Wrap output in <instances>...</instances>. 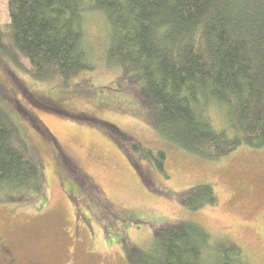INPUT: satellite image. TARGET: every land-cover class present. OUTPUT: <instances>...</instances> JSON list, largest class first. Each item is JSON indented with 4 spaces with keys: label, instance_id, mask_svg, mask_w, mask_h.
Segmentation results:
<instances>
[{
    "label": "trees",
    "instance_id": "16d2710c",
    "mask_svg": "<svg viewBox=\"0 0 264 264\" xmlns=\"http://www.w3.org/2000/svg\"><path fill=\"white\" fill-rule=\"evenodd\" d=\"M5 11L0 52L34 79L68 86L98 64L116 68L168 144L207 159L264 148V0H6ZM93 13L106 27L97 59L87 42ZM212 104L226 109L227 127L213 125ZM144 153L164 172L162 148ZM41 167L0 105V202L41 199ZM217 201L210 183L178 193L189 211ZM151 238L126 248L129 264H251L240 245L190 218L157 226Z\"/></svg>",
    "mask_w": 264,
    "mask_h": 264
},
{
    "label": "rangeland",
    "instance_id": "374dc122",
    "mask_svg": "<svg viewBox=\"0 0 264 264\" xmlns=\"http://www.w3.org/2000/svg\"><path fill=\"white\" fill-rule=\"evenodd\" d=\"M5 3L0 0L1 20ZM88 18L87 42L97 59L105 19L97 13ZM20 63L0 52V105L40 162L45 192L34 204L0 202V239L15 260L129 264L128 246L143 247L157 226L190 218L215 238L240 245L251 264H264V148L242 145L219 158H201L155 131L137 94L119 86L116 68L98 64L67 86L34 79ZM211 108L213 125L227 127L226 109ZM149 148L163 149L164 172L144 153ZM204 183L213 185L216 205L195 211L180 205L179 192ZM63 186L75 197L80 192L78 208ZM75 224L84 228L79 237H73Z\"/></svg>",
    "mask_w": 264,
    "mask_h": 264
},
{
    "label": "flooded vegetation",
    "instance_id": "af4514ba",
    "mask_svg": "<svg viewBox=\"0 0 264 264\" xmlns=\"http://www.w3.org/2000/svg\"><path fill=\"white\" fill-rule=\"evenodd\" d=\"M83 178H81L83 181H86L85 179H84V176H82ZM79 178H80V176H79ZM90 180V179H89ZM88 179H87V183H92L91 182V180L89 181ZM85 184H86V182H85ZM93 184V183H92ZM65 185V184H64ZM63 191H64V193L65 194H67V197H68V199L71 201V202H73L75 205H76V207L80 204L81 205V203H82V201H83V199H81L79 196H80V192L78 191V194H77V197H75V195H74V193H73V191H71V190H68V189H65V186H63ZM85 206H86V204H85ZM73 207H74V209L76 210V207L73 205ZM78 208V207H77ZM77 215V214H76ZM85 219V218H84ZM90 226V225H89ZM74 233H73V237H74V235H76L77 234V236L79 237L80 236V234H82V232H83V229L84 228H82V229H79V226H77V224H75V227H74ZM85 229H87V228H85ZM90 229V228H89ZM88 230V229H87ZM89 231V230H88ZM91 231V230H90ZM74 245H76V246H74V248L71 250V252L72 253H75L76 254V250H77V245H78V242L77 243H75ZM29 260H34V259H29ZM36 261V260H35ZM0 264H20L17 260H15L14 259V257L12 256V254H11V252H10V250H9V248L7 247V245H5L4 243H3V240L2 239H0ZM33 264H38V262L36 263V262H34ZM43 264H57V263H52V262H44ZM60 264V263H59ZM64 264H74L73 262H71V261H69V262H67V263H64Z\"/></svg>",
    "mask_w": 264,
    "mask_h": 264
}]
</instances>
